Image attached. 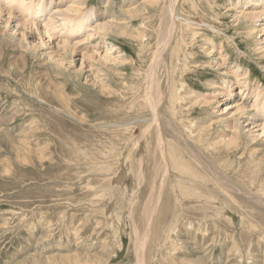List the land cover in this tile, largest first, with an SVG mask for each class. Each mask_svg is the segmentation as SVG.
Instances as JSON below:
<instances>
[{"label":"rangeland","instance_id":"rangeland-1","mask_svg":"<svg viewBox=\"0 0 264 264\" xmlns=\"http://www.w3.org/2000/svg\"><path fill=\"white\" fill-rule=\"evenodd\" d=\"M135 1H147L145 4H148V14L145 12L144 18L137 17L134 21L123 23L120 36L108 34L103 39L92 38L81 44V50L78 51L80 54L66 57L64 70L57 71L58 74L54 70L49 71V82L53 86L51 91L56 89V94L47 91L45 87H37V83L42 81L41 73L46 71V54L51 50H41L37 57L30 56L29 66L19 74L14 73L12 66L13 60L20 55L18 46L8 43L9 47L4 53H8L7 57H0V119H6L0 123V142L18 139L24 130L30 132L24 144L12 143L16 152L8 148V144H0V264H43L28 259V256L44 258L76 254L89 257L101 255L99 262L83 261L77 264H136L137 257L140 258L142 252L145 264H176L175 260L185 258L183 255L186 256L188 252L192 254V241H197L198 248L205 253L207 264H224L230 261L232 264H264V154L259 158L258 154L252 157L249 153L253 149H263L259 140L250 141L248 136H244L242 146L239 145L236 152L213 147L211 150L205 142V148L202 149L197 142L199 140H196L203 153V162L210 165L205 173L214 183L204 186V181H198L197 187L189 185L191 195L199 194L197 197L192 196V199L183 190L170 189V185L178 183L173 176L166 182L168 190L158 188L163 177H155L156 169L153 170L157 164L153 157L156 124H152L153 115L145 102L142 86L153 64V50L158 47L160 31L164 29L160 16L167 12L165 9L170 0H159L163 3L157 6H150L149 0H87L78 15H87L88 11L97 12L100 19L97 17V23L92 25L94 27L110 19L109 17L119 16ZM243 2L244 0H178L179 5L177 3L175 10L179 12L177 16L180 15V18L177 20L181 27L171 50H175L176 41L182 40V51H187L193 59L186 58L184 62L180 58V62L174 56L167 58L165 55L169 56L170 49L164 54L165 61L161 63L162 72L159 75L168 98L158 99L157 111L162 116L163 123L176 126L185 137L188 135L192 140L198 135L197 127L201 131L203 128L211 129L205 132L210 133L208 142H215L217 137L230 131L225 123H217L218 106L207 104L200 107L189 103L192 97L189 92L201 96L216 92L217 89L210 90L207 86L210 80L215 81L218 86H224L222 79L225 76L215 66L220 51L229 58L230 65L239 64L243 71L249 73L250 88L256 84L264 89V58L249 49L248 44L244 46L247 40L233 27L236 23H232L231 15L225 13L229 7H238ZM233 9L235 8H232V12ZM218 25L220 29L217 28ZM189 27L197 32H192ZM239 28L241 29L240 25ZM139 31L144 32L143 39L146 41L145 46L147 45L143 51L139 41L133 40ZM84 38V35H80L75 40ZM3 39L0 35V45ZM56 39L57 35L53 42ZM190 39L193 41L190 42ZM104 42L120 50V53L107 51L115 60L104 59L100 62L97 61L99 57H96V60H90L94 63L92 69L79 72L81 52L87 51L86 55L96 56L104 54ZM206 43L212 44L214 48L210 57L202 48H208L204 45ZM186 45L192 47V53ZM209 48L212 51L211 46ZM58 53L65 54L60 51ZM119 56H122L123 61L117 60ZM229 79L235 82L234 79ZM174 85L178 86L177 94L184 100L182 103L177 102L176 107L170 105V89ZM222 89L220 87L219 90ZM222 92V99H226L224 91ZM225 103L227 102H221ZM12 112H15L16 118L10 116ZM144 127H149L150 132L143 139ZM207 138L201 136L203 141ZM166 140L171 142L170 138ZM141 158H145V164ZM187 159L194 168L199 166L195 160L194 163L191 162L193 159ZM192 166L190 173L194 171L192 174L198 173V178H205V173L203 175L196 172ZM134 168L138 169L137 173ZM250 196L258 199L253 200ZM149 207H156L153 215L148 213ZM166 226H172V229L165 228ZM161 229L165 231L160 233ZM183 231H187L186 234ZM151 237L155 238L154 241ZM146 239L148 240L145 241ZM141 243H145L146 247ZM151 256L156 259L153 260ZM18 260H21L20 263Z\"/></svg>","mask_w":264,"mask_h":264},{"label":"bare ground","instance_id":"bare-ground-1","mask_svg":"<svg viewBox=\"0 0 264 264\" xmlns=\"http://www.w3.org/2000/svg\"><path fill=\"white\" fill-rule=\"evenodd\" d=\"M86 2H87V0H0V35L2 37H4V39L2 40V43L0 45V47H1L0 48V57H4V58L7 57V54L8 53H6V54H4V53H5V51L9 47L8 46V43H11L12 42L16 46H18V50H20V55H19V57L15 58L13 60L12 66L14 67V73L15 74H19V72H23V70H25L29 66V57L30 56L37 57L38 56L37 54L41 50H43V51L45 49L46 50H51L50 52H48V54H46L47 66H46V71L43 72V73H41L42 81H40V82L37 83V87H41L42 86V87H45V89L47 91H51L53 89V86L49 82V80L51 79V78H49V71L54 70L55 71V74H58V72H61L62 70H64V64L67 62L65 60L66 57L67 56H70L68 58H71L72 55H78V54H80L78 51L81 50V49L79 50V48L81 47V44L87 43V41H90L92 38H97L98 37V39L99 38L103 39L108 34H113L115 36H117V35L120 36L122 34L121 31H120V29L122 28L121 25L123 23H126V21H134L135 18H137V17L144 18V16L146 15L145 12H147V14H148V11H147L148 9L146 10V6H148V4H145L147 1H145L143 3L142 2L138 3L137 1H135V3L133 5L132 4L129 5V6L126 5V6H128V8L126 7L127 9L126 10L124 9V11H122L120 13V15H119L120 17L119 16L109 17L110 19H106V20L104 19L105 21H103L102 24H100V25L99 24H96V26L92 27V25L94 23H97L96 22L97 21V17H98L97 16V12H95V11H88L87 15H82V16H79L78 15V13H81L82 12V8H84V6L86 5ZM148 2H149V5L150 6H157L159 3L160 4L163 3V2H161L159 0L158 1L149 0ZM208 2H210V0H208ZM177 3H178V0H170L169 3H168V5H167V7H166V9H165V10H167V12L165 11L166 13L163 14L162 16H160V19H162V22L161 23L163 24L164 29H162L160 31L159 38H158V44H157L158 47H157V49L155 51L153 50V56H152V59H154L153 60V64H152L151 68L149 69V71L147 73V78L145 79V82H144V84L142 86L143 87V91L142 92H144L143 96H145V98H146L145 102H146L148 108L151 110L152 115H153V123L152 124H156V130H155L156 131V134H155L156 147L154 149L155 152H154V156L153 157H155L154 158V162H156L157 164H155L156 166H154L155 168L153 170L156 169L154 171L155 177L157 175L163 177L162 182H161L160 186H158V188L160 190H162V191L163 190H166L168 188L167 187L168 184H166V182L173 176L178 183H174V185L173 184L170 185V189L173 188V189L178 190V191L179 190L180 191L183 190L184 192L189 193V192H191V191H189L190 190L189 185H191L192 187H197V185H198L197 182L198 181H204V183H203L204 186H207L210 182H213L212 179H210V178L207 177V174H206L207 172L206 171L209 169L208 167L210 165L208 166L206 164V162H203V160H202V154L203 153L198 148V145L195 142L196 140H199L197 142H199L202 146H204L205 143H207L208 144L207 146H209L211 148V150L213 148H215L217 150H222V151H226V152H232V151L233 152H236L238 150V148H239V145L242 146L241 145V142L244 140L243 137L244 136H248V138L250 139V141H252L253 139L254 140H259V142H260L259 145H260L261 148H263V149H253L251 152L249 151V153H251V156L252 157L254 155L258 154L260 156L259 158H262V155L264 154V89L260 88V86H258L256 84L253 85L250 88V84H249L250 82H249V78H248L249 77V73L247 71H243V69L239 66V64L238 65H234V66L233 65H230L229 64V62H230L229 61V58L226 57V56H223L222 53H221L222 51H220V53H219L220 55H218V57H219L218 58V61L217 60L215 61V66L217 67V70L219 69V72L220 73H223V75L225 76L222 79L224 86H222V85H219L218 86V84L215 81H211L210 80L208 82L207 86L210 88V90L211 89H213V90L214 89H217L216 90L217 95H215L216 92L214 94H209V95L202 94V96L199 95V94H195V93L189 92L190 95H192L191 101H189V103H191V104H197L200 107H203V105H207V104L218 106L217 107V109H218L217 111L218 112L216 113L218 115L217 123H225L226 124V127L230 130V131H228V134H222V135H220L219 137L216 138V141L215 142H208V141H210L209 140L210 139V133H205V132L207 130H211V129H204L203 128L202 131H201V129L199 127H197L196 130H197V134L198 135L193 139L194 140L193 141L192 138H190L188 135H187V137H185L183 135V133H181V131L176 126L163 123L162 116L157 111V108H158L157 104L159 103L158 102V99L167 97V95H166L167 93L165 94V91H163V88H162V79H161V77L159 75V72H162L161 63H164V61H165L164 54L170 49L169 56H168V54L165 55V57H167V58H169V57L172 58V56H174L175 58L176 57L179 58V61L181 60L180 58H183L184 60L183 59L182 60L184 62H185L186 58H192L193 59V57H191L190 55H188V52L187 51H185V52L182 51V49H181V43H183L182 40H180L179 42L176 41L177 42V45H176L175 50L174 49H173V51L171 50V45H173L175 43L174 42L175 39H176L175 36H176V34L178 33V31H179V29L181 27V26H179L180 24H179V21L177 20V18H180L179 17L180 15L177 16V14L179 12L177 13V10H175L176 9V6H177ZM214 4H216V3H214ZM178 5H179V3H178ZM106 6H109V5H106ZM208 6H209V4H208ZM62 7H65V9L62 10ZM209 7H212V6H209ZM227 7H229V5ZM232 8H235V10L233 9V12H232ZM232 8L229 7L227 10H225V13L228 14V15H231V17L233 18L232 23L233 22L236 23V25L233 26V27H235L236 30L243 35L242 37H244V39L247 40V43H245L244 46H246V44H248L247 47L249 49L250 48L253 49V51L255 53H257V55L259 57L261 56L262 58H264V0H244V2L240 6H238V7L235 6V7H232ZM106 9H107V7H106ZM108 9H109V7H108ZM213 11H214V9H213ZM180 12H183V10L180 11ZM185 13H187V12H185ZM118 14H119V12H118ZM211 14H213V13L211 12ZM117 17H119V19H117ZM221 17H223V16H221ZM217 19H219V17L216 18V20ZM187 22H189V21H187ZM140 23H142V22H140ZM239 25L241 26V29L239 28ZM188 26H192V25H189L188 24ZM218 27H219V25L217 26V28ZM189 28H191V27H189ZM219 29H220V27H219ZM143 30H144V28H143ZM192 30H191L192 32L195 31V29H192ZM154 32H156V30ZM195 32H197V30ZM55 35H57V37H58L59 40L56 39V41L53 42ZM80 35H84L85 38L82 39V40H80V41L75 40L78 36L80 37ZM147 35H148V33H147ZM197 37H198V34H196V40H197ZM143 38H145L144 37V32L142 33V31L141 32L139 31L137 33L136 37L133 39L134 41H137V40L139 41L140 46H142V48H140L141 51H143L145 49V47L147 46V45L145 46V44H146L145 42L146 41ZM71 40H74V41H71ZM154 40H155V38H154ZM193 40H191L190 42H192ZM236 40H237V38H236ZM186 41H188V40H186ZM104 44H105V42H104ZM105 45H106V51H105V53L104 54L102 53L101 55L99 54V56H96L95 54L86 55L87 54V51H86V53L81 52L82 54H81V57H80V60H79L81 65H80L79 72H83L85 69H92L94 63H92L90 60H96V59H94L96 57H99L97 61H100V62L102 60H104V59L105 60H115V58H112L109 55L110 53H107V51L109 50V51H114L116 53H120V50L116 49L114 46H110V44H108L107 42H106ZM204 45H207L208 46V48L202 47L203 50H204V52L209 57L211 55H213L214 48L212 47V44L206 43ZM213 45H214V43H213ZM209 46H211V50L212 51H210ZM186 47L188 48L189 46L186 45ZM190 47H189V51L192 50V47L191 48ZM55 48H56V50H55ZM147 48H149V47H147ZM58 51H60L61 53L62 52H65V54L64 55H61V54L58 53ZM253 51H251V52L253 53ZM120 59L123 61L122 56L117 57V60L118 61ZM211 64H214V63H211ZM180 66H182V65H180ZM164 75H166V74L164 73ZM176 77L177 76L175 75V78ZM162 78H163V75H162ZM220 78H222V76ZM229 78L234 79L235 82H231ZM226 79H228V81H226ZM175 83H176V81H175ZM177 83H179V82H177ZM177 87H176V85H174V87L172 89H170V95L172 97V100H171L172 101V104H170V105L171 106L172 105H175L174 107L177 106V102H181L182 103L184 101L183 100V97L181 98L180 97L181 95L180 94H177V91H176L177 90ZM220 87L223 88V89L222 90H219ZM225 87H227V88H225ZM222 91H224V95H226L225 96L226 99H222V96H223V92ZM51 92L53 94H56V89L54 91H51ZM197 95H199V96H197ZM219 95H221V97H219ZM175 97H177L176 100H175ZM224 101L227 102V103L221 104V102H224ZM178 106L181 107L180 105H178ZM5 107H6V105H5ZM219 107H222V109L220 110ZM3 112H4V110H3ZM186 113H188V112H186ZM1 114H3V113H1ZM10 116H12L13 118H16L15 112H12L10 114ZM178 116H180V115H178ZM0 120H1L0 123L2 121H6L5 117L4 118L1 117ZM176 123H177V121H176ZM194 124H196V123H194ZM163 125H165V126H163ZM193 128H195V127H193ZM198 130H200V131L198 132ZM149 132H150L149 127H146L142 131V137H143V139L145 137H147V134ZM27 134L29 135L30 132H26L24 130V131H22V133H20V135L18 136V139L13 138L12 140L1 141L0 144H8V148H10L11 150L14 149V151L15 150L17 151V149H15L14 144H12V143H18V144H20V143L22 144L23 143L24 144L25 141H26V137H28ZM166 135L168 137H166ZM191 135H193V134H191ZM202 135L207 136L208 138L205 141H203V140H201V136ZM166 138H170L171 139V142L167 141ZM144 141L147 142L146 140H144ZM127 142H129V140ZM130 142H131V140H130ZM192 143L195 144V147L196 148H194V144H192ZM144 145H145V143H144ZM190 145H193V147H191ZM201 145H200V148H202V149L205 148V146L202 147ZM148 146H150V145H148ZM134 147H136V145H134ZM143 147H145V146H143ZM206 148L208 149V147H206ZM147 151H148V149H147ZM31 152H32V150H30V153ZM135 152H137V151H135ZM204 152H206V151H204ZM140 155H142V153H140ZM23 156L25 157L26 155L23 153ZM187 156H191L192 158L191 157L189 158ZM144 157H147V156H144ZM43 158H45V157H43ZM187 158L188 159H193V160H191V162L192 161L194 162V160H195V162H197V164H199L200 167L198 166V167H195L194 168L192 166V164H190V163H188V161H186ZM141 159H142L143 163L145 164V158H141ZM148 159H149V157H148ZM134 163H135V161H134ZM130 164H132V163H130ZM215 165H216V163H215ZM190 166H192L194 169H196L197 170L196 172L203 173V175L206 172L205 173L206 174L205 175V178H202V177H201L202 179L198 178L197 177V174L198 173L196 175L192 174V173H194V171L192 173H190V171H191ZM135 170H137V171H135L137 173L138 172V169H135ZM218 171H220V170L218 169ZM220 172H223V171H220ZM130 173H132V172H130ZM151 175H153V174H151ZM199 176H200V174H199ZM218 176H219V174H218ZM220 176H222V174ZM141 178L142 179L144 178V174L143 173L141 174ZM220 178L221 177H219V179ZM150 182H152V179H151ZM172 182H173V180H172ZM199 184H201V183H199ZM187 188H188V190L185 191V189H187ZM231 188H233V187H231ZM207 189H206V191H207ZM199 190H201V189H199ZM204 191H205V188H204ZM234 192H236V191H234ZM197 195H199V194L192 193L191 199L193 198L192 196L197 197ZM201 195H203V194H201ZM214 195H212V196H214ZM203 196H205V194ZM198 197H200V196H198ZM250 198H252L253 200L254 199L255 200L258 199V198H255V196L254 197L253 196H250ZM212 199H210V200H212ZM199 200L201 201V199H199ZM224 200H225V198H224ZM206 204H209L210 205V203H206ZM150 207L148 208V213H151V215H153L155 213V211H156V207H155V209H151ZM133 208H134V206H133ZM205 208H206V206H205ZM132 210H134V209H132ZM175 218H176V216H175ZM170 222L171 221H169V224H170ZM176 222H177V220L175 221V223ZM172 223H173V221H172ZM172 226H173V224H172ZM168 227H170V226H168ZM168 227L166 226L165 228H168ZM177 227H178V225H177ZM137 231H139V230H137ZM163 231H165V230H162L161 229L160 233L163 232ZM177 231H178V229H177ZM186 232L187 231H185L184 234H186ZM194 232H196V231H194ZM169 234L171 236V233H169ZM180 234H181V232H180ZM151 235H152V233H151ZM198 235L200 236V234H198ZM178 236L179 235H177V237ZM139 237L141 238V236H139ZM168 237H169V235H168ZM257 238H258V236H257ZM154 239H153V241H154ZM178 239H180V237ZM140 240H142V239H140ZM147 240L148 239H146L145 241H147ZM211 240H212V238H211ZM160 241H163V240L161 239ZM160 241H157V242L159 243ZM155 242H156V240H155ZM192 242L194 243L190 247V250L192 251V254L190 252H188V254L190 253V255L186 254V256H185V255L182 254L185 258H183V259L180 258L181 260H179V259L175 260V263L176 264H200V263L201 264H207L208 263L206 261L207 258H205L206 257L205 256V253L202 252L201 249L198 248L197 241L196 242L192 241ZM145 243H143V244L145 245ZM143 244L141 243V245H143ZM162 244L164 246V242ZM173 245H174V243H173ZM145 247H146V245H145ZM165 247L167 248V246H165ZM182 247H184V246L182 245ZM229 249H231V247ZM136 251H137V249H136ZM153 252H154V250H153ZM156 252H158V251H156ZM142 253L140 255L141 256L140 258H138L139 256L137 257L138 261H137L136 264H145L144 254H142ZM200 253H203V254L201 255ZM153 254L157 255V253H153ZM100 256H94L93 255V257H89V256H84V255L82 256V255L76 254V255H68V256H61L60 255V257H58V256H48V257H45L44 256V258H43L41 256L32 255V256H28L29 257L28 259L34 260V261H40L43 264H53V263H60V262L61 263H65V264L66 263L69 264V262H74L75 264H77V263L83 262V261L85 263L99 262V261H101V257ZM106 257H108V256H106ZM187 257H189V258L191 257V258L189 259ZM151 258H152V256H151ZM28 259L24 263H26L28 261ZM155 259L156 258H154L153 260H155ZM20 261H19V263H20ZM262 261L264 262V260H262ZM155 262H158V261H155ZM22 263L23 262H21V264ZM152 263H153V261H152ZM224 264H232V262L231 261L230 262H227V263L225 262Z\"/></svg>","mask_w":264,"mask_h":264}]
</instances>
